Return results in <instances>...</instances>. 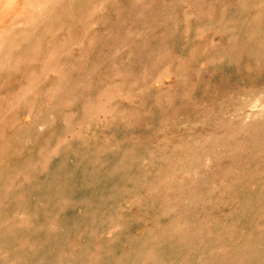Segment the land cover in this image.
I'll use <instances>...</instances> for the list:
<instances>
[{
  "label": "rangeland",
  "instance_id": "obj_1",
  "mask_svg": "<svg viewBox=\"0 0 264 264\" xmlns=\"http://www.w3.org/2000/svg\"><path fill=\"white\" fill-rule=\"evenodd\" d=\"M0 264H264V0H4Z\"/></svg>",
  "mask_w": 264,
  "mask_h": 264
},
{
  "label": "crops",
  "instance_id": "obj_2",
  "mask_svg": "<svg viewBox=\"0 0 264 264\" xmlns=\"http://www.w3.org/2000/svg\"><path fill=\"white\" fill-rule=\"evenodd\" d=\"M4 3H5L4 0H0V5H1V4H4Z\"/></svg>",
  "mask_w": 264,
  "mask_h": 264
}]
</instances>
